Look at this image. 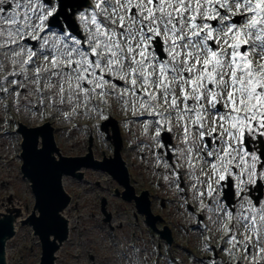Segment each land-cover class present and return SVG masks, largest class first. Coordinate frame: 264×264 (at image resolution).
<instances>
[{
    "label": "snow or ice",
    "instance_id": "snow-or-ice-1",
    "mask_svg": "<svg viewBox=\"0 0 264 264\" xmlns=\"http://www.w3.org/2000/svg\"><path fill=\"white\" fill-rule=\"evenodd\" d=\"M0 73V99L121 102L215 234L207 264H264V0H0Z\"/></svg>",
    "mask_w": 264,
    "mask_h": 264
},
{
    "label": "rangeland",
    "instance_id": "rangeland-1",
    "mask_svg": "<svg viewBox=\"0 0 264 264\" xmlns=\"http://www.w3.org/2000/svg\"><path fill=\"white\" fill-rule=\"evenodd\" d=\"M43 86L48 93V118L44 117V110L39 103L36 88L30 82L26 95L22 94L18 98L15 97V94L5 97L12 100V109L18 122L24 123L28 128H40L38 133L41 134V129L48 126L58 148L53 152L55 159L60 160L61 157L67 156L65 160L73 161L68 164L69 167L79 166L75 173L80 174V178H74L70 174L63 176V179L66 178L67 181L65 192L69 197L64 216L71 220L72 231L70 233L68 228L67 236L60 245L61 248L58 247L54 251L53 255L56 256V262L53 259L54 264H134L128 245L129 236L131 233H139L147 223L145 215L142 213L139 216V221L133 216L132 225H129L128 222L125 223V212L137 209V200L134 196L140 197L144 202L142 204L138 200L146 212L147 208L149 209L152 218L154 217V223L160 227L163 223L170 225L168 228V235L171 236L170 243L166 244L164 237L161 239L165 254L168 252L177 254L178 261L176 262L178 264H192L189 259V251L193 250L196 252L194 264H197L198 260L206 262L209 254L203 249L202 240L206 236H215V234L209 233L203 223H197L195 219L186 214L182 197L174 183L164 181L161 186L155 184L156 177L160 175V172L157 171L159 167H157L155 155L157 150L154 145L150 146L149 136L143 131L142 118L137 120L131 115L125 116L126 112L122 109L121 102L110 98L109 104L106 105L107 111H111V116L116 119L115 122L122 127L119 134L121 144L118 154L113 155V151L111 152L109 149V142L102 138V135L106 134L103 131L95 130L96 149L92 157L85 160L83 158L82 126L78 128V131L71 130L70 126L72 120L80 118L83 114L80 112L72 114L71 107L67 104L61 105L58 99L53 102L54 93L49 92L47 85L43 84ZM18 90L23 93V89ZM1 101L2 99H0V217L9 218L16 229V234L8 245V263L39 264L41 239L39 240L33 235L30 222L22 224L33 208L34 192L28 181L22 177L19 166L21 159L16 157V152L12 149L15 137L4 136L1 133L4 120L7 117L1 107ZM15 124L16 121L14 126ZM111 127H113V123H111ZM16 128L17 125L13 129V133L19 135ZM106 133L109 136L111 129L106 128ZM41 134L38 135V147L40 148L42 147ZM102 148L105 149L106 156L105 153H102ZM110 158L111 160H108ZM76 159L79 160L75 161ZM100 161L104 164L103 167L99 165ZM112 162L114 165L111 166L118 167L124 174L119 173L118 177L116 175L115 179L111 181V185L118 187L122 196L125 193L128 194V201L120 202L118 197H112L108 191L110 185L103 181L109 171V164ZM125 167L128 169V178L123 170ZM161 168L163 167L161 166ZM125 180L130 185V189L127 184L125 185ZM139 181L146 184L143 195L140 194L142 188L138 186ZM95 191H100L101 195L107 199L104 211L111 215L110 220L106 219L101 200L97 199ZM191 201L195 206L194 201L192 199ZM197 209L199 210V208ZM111 223L119 227L117 231L120 246L117 248L110 245L106 233V229ZM208 226L212 227L211 224ZM183 228L189 230L186 235L189 246L186 245L187 241L182 238ZM164 231L161 230V232ZM69 236L70 240L67 241ZM146 238L147 236H144L141 239L146 240ZM211 243L218 248L221 241L213 238ZM141 251L145 258V264H148L153 251L147 246ZM220 255L223 258L224 254ZM158 264H170L162 252Z\"/></svg>",
    "mask_w": 264,
    "mask_h": 264
},
{
    "label": "water",
    "instance_id": "water-1",
    "mask_svg": "<svg viewBox=\"0 0 264 264\" xmlns=\"http://www.w3.org/2000/svg\"><path fill=\"white\" fill-rule=\"evenodd\" d=\"M46 125V124H45ZM48 127V126H47ZM47 127L42 128V134L38 133L40 128H28L21 126V132L24 136L22 144L24 160L23 171L32 182V189L36 197V207L40 212V216L35 213L25 221L30 222L34 226L36 233L40 236L42 242V258L40 264H54L53 253L58 249L59 245L56 240L61 243L67 236V226L60 216V211L66 208L69 197L66 195L62 187V179L66 174L77 177L75 170L79 166L69 167L67 157H61L60 160L55 159L53 152L57 151L55 140L51 134V130ZM42 135V147H38V135ZM35 151H43L45 157L49 154L51 161L47 162L41 171H37L34 160ZM79 159H76L77 161ZM114 175H119V171L114 167H108ZM126 176V174H125ZM144 208V207H142ZM14 227L9 218L0 219V264H3L1 255L4 252V238L12 237ZM54 238V240H52Z\"/></svg>",
    "mask_w": 264,
    "mask_h": 264
},
{
    "label": "bare ground",
    "instance_id": "bare-ground-1",
    "mask_svg": "<svg viewBox=\"0 0 264 264\" xmlns=\"http://www.w3.org/2000/svg\"><path fill=\"white\" fill-rule=\"evenodd\" d=\"M67 157V156H66ZM95 165V164H94ZM99 165L101 166V167H103V163H102V161H100L99 162ZM111 165H114V163L112 162V163H110L109 164V166H111ZM106 166H107V163H106ZM97 167H99L98 165H97ZM65 176V175H64ZM66 185H67V181H66V178L65 179H63L62 180V187H63V190H64V192L66 191ZM64 211H65V208L64 209H62L61 211H60V216H62L61 218L64 220V222H65V224H66V226H67V229L69 228V232L71 233V231H72V223H71V220L70 219H68V218H66L65 216H64ZM37 215L39 216L40 215V212L38 211V213H37ZM105 215L106 216H109V214L108 213H105ZM0 219H6V218H4V217H0ZM20 220V219H19ZM18 220V221H19ZM22 221V220H21ZM12 225H13V227H14V233H13V235H12V237L14 236V234H16V229H15V226H14V224L12 223ZM69 235V234H68ZM12 237H5L4 238V246H5V249H4V252L2 253V255H1V259H2V261H3V264H9L8 263V254H7V252H8V245H9V243L11 242V238ZM52 240H54V238H52ZM70 240V236L68 237V240L67 241H69ZM55 241H56V244L57 245H59V247H60V245L62 244V242L61 243H59V241L58 240H56L55 239ZM66 243V242H65ZM61 248V247H60ZM55 258H56V256L54 255V257H53V259L55 260ZM55 262H56V260H55Z\"/></svg>",
    "mask_w": 264,
    "mask_h": 264
},
{
    "label": "flooded vegetation",
    "instance_id": "flooded-vegetation-1",
    "mask_svg": "<svg viewBox=\"0 0 264 264\" xmlns=\"http://www.w3.org/2000/svg\"><path fill=\"white\" fill-rule=\"evenodd\" d=\"M110 219V218H109Z\"/></svg>",
    "mask_w": 264,
    "mask_h": 264
}]
</instances>
